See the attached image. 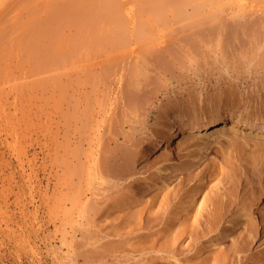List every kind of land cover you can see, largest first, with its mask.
<instances>
[{
  "label": "rangeland",
  "instance_id": "374dc122",
  "mask_svg": "<svg viewBox=\"0 0 264 264\" xmlns=\"http://www.w3.org/2000/svg\"><path fill=\"white\" fill-rule=\"evenodd\" d=\"M43 1L44 9L42 11L43 17H41V19L43 18L41 21V28L33 30V23L30 25L31 22L28 26L30 31L28 33L29 46L27 51L30 53L48 52L49 55L50 53L57 52L59 63L51 65L46 69L37 68L34 59L23 56L20 57L19 54L17 57L13 55L15 58L12 59L10 67L6 71L0 72V264H116L117 260H122V254L128 251L129 249H126L129 247H123V244H102L104 246H100V244L87 243V241L94 242L93 239L100 236V233L97 231L98 229L106 231L105 228L108 229L109 225L107 220L99 219L98 215L93 217L90 211H88L89 209L86 210L88 206H92L90 201L93 202L92 199L94 197L91 195V192H96L95 197H100L101 201L99 198H96L99 200V203L103 201L105 195L104 185H99V180L94 178L91 179L90 177L89 182L91 183L86 184L85 173V167L87 166L86 158L90 155L92 150L91 139L94 134H99L101 139L104 136V125L106 122L102 124L101 119L104 120L109 117L108 115L113 118L114 116L112 113L116 116V119L117 116L118 120L120 118L122 119L123 115H125L121 113L123 109H126L127 113H129V115L131 113L130 116H132L133 109L130 108L132 111L130 109V111H128L127 108L134 105V112L138 110V113H136L137 115L139 114L138 118L140 119L138 120L143 121V128L148 129L153 123L151 117L152 114H155L154 110L157 109L160 100H164L162 101V107L165 106L169 99V103L171 102L170 104H172V106H178L180 102L182 105L180 104L179 106H183L188 100L189 103L191 102L190 105L192 106H190L189 103L187 104V102L185 105L188 107L190 106L191 112L193 111L192 109H194L195 112L200 110L204 103L207 105V97L209 96H207V94H210L212 91L216 93L217 86L215 81L217 76H210L209 80L206 75H198L199 73L194 70H208V68L211 70V68L216 69L217 67L216 70L225 69L226 67L228 70H232L233 68L234 70H238L255 67V61L257 63L259 62V52H263L262 54H264V42H262L264 41V15H262L264 13V7H259L262 5L264 6V0H262L261 3H258L261 0H255L254 2L251 0L253 5H255V3L259 5L255 7L248 4L249 6L255 7V10L246 9L245 11L248 13L244 11L243 15H245L246 21L244 17L242 20L239 19V21H237L236 11L232 12V10H230L231 8L227 6L225 10V7H223V11H217L220 14H216L214 17L216 20H211V22H213L212 26L211 22L206 20V24L210 23V25H207L208 27L206 25L196 27L197 24L193 22L199 21L200 18L203 22L204 20L200 17L203 15L195 13L192 10V14H188V12H190L189 8L192 7L191 5L186 6L188 10L185 13L188 15L185 13L183 14H185L184 16L187 15L188 18H185L183 15L177 14L174 9H170L173 6L176 7L175 5L178 3L177 0H170L172 4L170 3L171 5L169 8H163L165 11H162L166 12V14L163 13V16L160 15L159 17L161 18H158L159 20H154V23L150 22L155 25L154 28H156V30L150 27L152 25H149L150 29L148 28L149 31H146L148 32L146 36L149 33L152 37H156L157 35H165L164 37L169 36V42L166 44L167 54L166 57L165 55H159V60L156 57L155 61H152L150 68H156H154L155 70L150 76L147 74V76L144 77L145 82L143 78L140 77L139 82L145 83L141 88L138 84L132 82V78L129 81L130 78L128 77L130 76L128 75H131L133 64V61H131L133 59L131 58L133 56L130 57L127 50L133 47L128 45L123 46V39H126L128 34L135 33L136 30H138L136 33H139V29H141L140 26L147 21V17L155 10L154 7H150V4L154 6L153 3H150L149 0H120L121 3L111 0ZM246 1L250 3V0H244L243 2ZM30 4L31 3H29L28 6H30ZM73 4L75 5L74 7H72ZM83 7H86L85 10ZM168 9L172 14L175 13L178 16L172 17ZM259 9H261V11ZM77 10L79 12H77ZM181 10L183 9L181 8ZM72 11L73 14L71 13ZM74 11L77 12H75V15ZM231 12L234 13L235 17H233L234 15ZM194 13L195 17L199 16L200 18L198 17L195 19L194 16H192L193 18L191 20L189 15H193ZM78 14L79 17L75 18ZM228 14L232 22L230 19L227 21ZM255 16L259 18L257 19ZM64 17H67V19ZM68 19L69 21H66ZM221 19L223 21H221ZM217 21L222 23H217ZM159 22L161 23L160 26L158 25ZM245 23L248 25L245 26ZM185 24L186 26H184ZM262 24L263 26H261ZM36 26L35 24L34 28ZM163 27L164 29H162ZM193 27L196 28L193 29ZM146 28L145 26L144 30ZM239 29L240 31L237 32ZM262 32L263 34L261 36L260 34ZM153 33L154 36L152 35ZM149 35L148 37H151ZM256 35L258 38L261 36L260 41L256 39ZM100 36L115 37L113 39H116L119 46L116 42V45L112 44L113 48L116 49V51L119 49L118 51L122 52L120 53L121 55H118V51L110 53V59L108 57L109 60L106 59L103 61L101 55H103V51L109 50V46H99L100 48L98 49L100 50L97 52L98 60L102 59V64L107 63V65L105 66L104 64L103 69L101 62L98 61V65L93 73V68L91 67V69H89V59L84 56V53L88 55L87 52L89 51L90 53V51H92L90 50V45L88 47L89 41ZM170 36L174 37L172 38ZM112 38L108 37L107 39ZM196 38H198L199 41ZM228 38L229 41L226 42ZM231 40L232 42H230ZM201 41L203 42L201 43ZM203 45L204 47H202ZM240 46L242 48H240ZM186 47L188 48L187 50ZM253 48L256 53L252 50ZM196 50L198 52H196ZM99 52L102 53L99 54ZM169 52L174 56L168 54ZM66 54L70 55L66 56ZM126 57L128 59V61L126 59L127 62L124 61ZM163 57L165 59H163ZM260 63L263 65L264 61L262 60ZM152 64L154 65L152 66ZM170 65L176 68H172ZM115 66H118V68ZM110 67L112 68L110 69ZM179 68H181V71H184L185 68L187 69L183 72L184 75H181L183 77L179 75ZM96 70L99 73H97ZM123 70L124 72H122ZM115 71L116 75L114 77ZM231 76H229V79H237L240 76L237 80L240 83L239 89H243V91L247 90L246 86L248 85L250 89L255 87L251 85L255 81V78L247 77V75H236L234 73ZM172 77L175 78L173 79ZM98 78L102 80H98ZM221 80H223V78L219 80V83L224 84ZM119 85L121 88H118L120 87ZM122 89H125L123 93ZM129 89L134 91L130 92ZM125 91L127 94H130V99L128 97L129 95L127 96L125 94ZM174 92H177V97L175 98L172 97ZM97 103H100L101 106ZM162 107L160 109H162ZM113 108L115 110L114 112ZM150 110H152V113L148 112ZM123 113H125V111ZM119 114L122 117L119 116ZM198 115H202V113H198ZM116 119L115 121H117ZM113 120L111 119L109 121V125ZM115 121H113V123ZM136 128L139 129L140 126L136 124ZM200 132L201 131L198 133H205V131L202 133ZM245 132H242V134ZM240 136L239 138L241 139L242 135ZM249 139L252 140V142H257L259 140L264 143V136H256L255 138L249 137ZM177 141H179V139ZM241 142L242 140L239 143L241 144ZM101 144L99 145L100 149L102 147H107L103 146L104 143ZM248 145L246 150H249L251 147L253 148L252 144ZM113 146L114 143L112 147ZM164 146L165 144L162 146V149ZM214 146L219 151H217V153H211L210 157H214L219 161L224 152L221 150L222 147H220V144H214ZM110 147L109 145V148ZM100 149H98V153L96 152L98 159H100L98 154L104 152L102 149L103 152L101 153ZM227 150H229V148ZM224 156H226V154H224ZM171 162L176 163L174 160ZM86 187L89 189L86 190ZM98 187H103V196L100 194L102 188L99 189ZM72 189H74V191ZM74 193L76 195L77 193L83 194L79 197H82L80 202L84 203L86 208H83L86 211H78L80 210L81 204H79L80 207H78V201L75 199ZM97 193H99L100 196ZM61 200L64 201V203ZM80 213L82 217H79ZM238 232L241 235L245 233V229L240 227L238 228ZM213 238V236H210L203 240L201 244H190L189 247L196 248V246H198L202 251H206L211 248L218 250L225 246H233V244H218V246L216 244H209ZM107 239L104 238L103 242ZM230 241H233L232 238H230L227 243H231ZM108 245L110 246L108 247ZM148 245L151 244L149 243ZM249 246V250H247L245 254H257L260 256L261 253H264V242H262V238L255 242V244H250ZM103 247L104 250L102 249ZM115 247L117 249H115ZM92 250H95V252L98 251L96 252L97 256L95 252L94 254L93 252L92 254L90 253ZM100 252L102 255L98 256ZM92 255H95L97 258L94 257L95 259L91 261ZM87 257L90 258L88 259ZM137 257L138 254H134V259H137ZM178 258H180V256H176L174 259H170V261L174 264H183ZM236 259V256L233 257L234 261H236ZM240 259L243 260V256ZM130 262L132 261L130 260Z\"/></svg>",
  "mask_w": 264,
  "mask_h": 264
},
{
  "label": "bare ground",
  "instance_id": "6f19581e",
  "mask_svg": "<svg viewBox=\"0 0 264 264\" xmlns=\"http://www.w3.org/2000/svg\"><path fill=\"white\" fill-rule=\"evenodd\" d=\"M111 1H117V3L120 2V0ZM149 1L154 5L152 6L150 4V7H154V11L157 12L155 13L154 11H152V14L147 17V21L144 22V24L141 23L142 26H140L141 29H139V33H136L138 32V30H136L135 33H130V35L128 34L129 36H126V39H123V46L128 45L133 47L127 50L129 52L128 55L130 54V57L133 56L131 58L133 60L130 59L131 61H133V64L131 68V75H128L130 76L128 77L130 78L129 81L132 78V82L138 84L140 88L145 84L139 82L140 77L143 78L144 81V77L147 76V74L150 76V74L154 72V68L156 67L150 68L151 63L152 61H155L156 57L158 59L159 55H165L166 57V44L167 42H169V36L164 37L165 35H157L156 37H152L151 35H149V33L148 35L151 37H148V35L146 36V34L148 33L146 31H149L150 27L154 28V20H159L161 18L159 17L160 15L163 16L164 14H166V12L162 11H165L164 9L169 8L172 2L170 0ZM243 1L244 0H177L178 6L174 4L177 9L173 5V7H171L170 9H174L177 14L184 16L185 14H187L185 12L188 10L186 9V6L191 5L192 7L190 8L192 9L189 8L190 12H188V14L194 11L195 13L203 15L200 16L202 17V20H204L203 22L201 21V18L199 16V21L197 20V22H193L194 24H197L196 27H201L204 25H210V23L206 24V20H208V22H211L212 19L216 20L214 19V17L218 13L217 11H223V7H225V10L227 9V7H229L231 8L230 10H232V12L236 11L237 21H239V19L242 20L243 17L245 20V15H243L244 11L246 9L255 10L254 8L259 4L255 3V5H253V2L255 0H253V2H251L250 0V3H248L249 1H246L247 3ZM42 2L44 1L32 0L31 2V0H0V72L6 71L10 67L12 59L15 58L14 56L16 55L17 57V55L19 54L20 57L23 56L34 59L36 61L35 63L37 68L46 69L51 65L59 63L57 52L50 53L49 55L48 52L30 53L29 51H27L29 46V23L31 22L30 25L33 23V30L41 28V21L43 20V18L41 19V17H43L42 11L44 9V4ZM261 2L262 0L258 3ZM29 3H31L30 6H28ZM248 4H251L255 7L249 6ZM74 6L75 5L73 4L72 7ZM259 7L263 8L264 6L262 5ZM85 8L83 7L84 10ZM181 8L184 11L181 10ZM261 9L259 10L261 11ZM79 11L81 10L79 9ZM79 11L77 10V12ZM75 12L76 11H74V15L77 13ZM71 13L73 14V11ZM195 13L193 15H189L191 17V20L193 18L192 16H194L195 19L198 18L195 17ZM79 14L78 16H75V18L79 17ZM169 14H171L172 17L178 16L175 13L172 14L170 10ZM219 14L220 13H218V15ZM232 14L234 15V13ZM187 15L184 17L188 18ZM262 15H264V13ZM229 16L230 15L228 14L227 21L231 18ZM233 17H235V15ZM255 18L257 17L255 16ZM65 19H67V17ZM222 19L221 21H223ZM66 21H69V19ZM218 22L222 23L220 21H217V23ZM212 23L213 22H211V26ZM35 24L37 26L34 28ZM149 25L152 26L149 27ZM158 25L160 26L161 23L159 22ZM246 25L248 24L245 23V26ZM145 26L147 28L144 30ZM184 26H186V24ZM261 26H263V24ZM164 27L162 29H164ZM196 27H193V29H195ZM154 29L156 30V28ZM239 31L240 29L237 32ZM263 32L260 34L261 36ZM154 33L152 34L153 36ZM106 37L112 38V36H100L95 38L94 40L89 41L88 47L90 45V50L92 51H90V53L88 51V55L84 53V56L88 57L87 59H89V69H91L92 67L93 73L94 69L98 65V61L101 62V66L103 67L105 63H102L106 59H110V53L117 52L119 50L118 49L116 51V49L113 48V45L117 42L116 39H113L115 37H113L112 39H107ZM170 37L173 38L174 36ZM260 37L258 38L256 35V39H259V41ZM226 40V42H228L229 38ZM232 40L230 42H232ZM203 41H201V43ZM116 44L118 45V42ZM99 46H109V50H105L103 51V53L101 52L103 54L101 55L103 61H101L102 59L98 60L97 52L100 50L98 49L100 48ZM187 47L186 50L189 48ZM202 47H204V45ZM240 48L242 47L240 46ZM252 50L255 52L254 48ZM121 52L122 51H118V55H121ZM196 52L198 51L196 50ZM101 53L99 52V54ZM262 53L263 52H259V62L257 63L255 61V67H250L248 69L242 68L234 70L233 68L232 70H228L226 67L225 69L222 68L216 70L218 68L217 67L216 69L211 68V70L209 68L208 70H200L199 68V70H194L199 73L198 75H206L209 80L210 76H217L215 81L217 86L215 91L216 93H213V91L210 94L205 93L207 94V96L209 95L207 97L204 94L208 99V104L205 105L204 103L202 105V108L198 106L201 109L196 112L194 109H192V112L190 111L189 107L192 105H190L191 102L189 103L188 100L186 102L187 104L189 103L190 106H186L185 102L184 107V105L179 106L181 104L180 101V104H178V106H172V104H170L171 102L169 103V99L167 103L165 102L166 104L164 103L165 106L163 107L162 101L164 100L159 101L160 103L157 106V109L154 110L155 114H152L151 117L153 123L149 126L148 129L143 128V121L138 120L140 119L138 118L139 114H136L138 113V110L134 112V105L132 107H129L125 104L127 107H129H125L128 109V111L133 109V111L131 110L133 112L132 116H130L131 113L130 115L129 113H127L126 109H123V112L125 111V113H123L122 111L121 113L122 115H125H123L122 117L120 115L121 113L119 114V116L122 117V119L120 118L121 120H118V116L116 119V116L113 113V118L108 115L109 117L105 118L104 120L101 119L102 124L106 122L104 125V136L101 139L99 134H94L93 138L91 139L92 150L90 152V155H88V151V157L86 156L87 166L85 167V173L87 183L85 181L84 182L86 184L91 183L89 182L90 177L91 179L94 178L96 180H99V183H97L99 185H104L105 195L103 201L99 203L98 201L100 200V197H95L96 192H91V195H93L94 197L92 199L93 202L90 201V203H92V206H88L86 210L89 209L88 211H90L93 217H96L98 215L99 219L107 220V223H109V225L108 229L104 227L106 231L98 229L97 231L100 233V236L93 239L94 242H88L86 240L88 244H100V246L102 244H123V247H129L127 249L125 247L126 250H129L122 254V260H117L116 264H174L170 261V259H174V257L176 256H180L178 260L182 261L183 264H264V253H261L260 256L257 254H245V252L249 250L248 248L250 247V244H255V242H257L261 238L262 242H264V143L260 142L259 140V142H252V140L249 139V137L255 138L256 136H264V64L262 65L260 63L262 60L264 61V54ZM168 54H170V52ZM69 55L70 54H66V56ZM127 57L124 61H126ZM163 59L165 58L163 57ZM154 64H152V66ZM106 65L107 63L105 64V66ZM111 68L112 67H110V69ZM116 68H118V66ZM185 70L187 69L185 68ZM178 71L180 76L184 75V71H181V68H179ZM96 72L99 73L97 70ZM122 72H124V70ZM233 73L236 75H247V77L255 78V81L251 85L255 86L256 88L253 87V89H250L248 85L246 86V91H243V89H239L240 83L237 79L240 76L237 79L233 77L237 81H235L234 79H229V76L233 75ZM96 75L98 76V74ZM115 75L116 71L114 77ZM221 78H223L224 81L221 80V82L224 84L219 83V80ZM99 79L101 78H98V80ZM96 85L93 86L95 87ZM118 88H121V86ZM124 90L122 91V93L124 92ZM133 91L134 90H130V92ZM125 94L127 96L129 95L128 97L130 99V94H127V92ZM176 94L177 92H174V95L172 97H177ZM160 106L162 107V109H160ZM114 111L115 110L113 108V112ZM148 112L152 113V110ZM198 113H202V115H198ZM114 118L117 121H115ZM111 119H114L113 121L115 122L113 123V121H111L109 125V121ZM136 124L140 126L139 129L136 128ZM199 131H201L200 133L205 131V133L199 134ZM242 132L245 133L242 134ZM240 135H242L241 139L239 138L241 137ZM178 139L179 141H177ZM241 140L242 142L240 144L239 142ZM101 143H104L103 146L107 147L103 148L101 146L102 148L100 149L99 145ZM113 143L114 146L112 147ZM164 144L165 146L162 149V146ZM214 144H220V147H222L221 150L224 152V154H226V156H224V154L222 153L223 155H221V159L219 161H217L214 157H210L211 153H217V151H219L214 146ZM248 144L253 145V148H250L251 150H246V147L249 146ZM109 145L111 146L110 148ZM228 148L229 150H227ZM98 149L101 150V153L104 150L102 154H98L100 156V159H98V156L96 154ZM173 160L176 163H172L171 161ZM98 188H102V191H100L101 193H99L101 195L104 194L102 193L103 187ZM88 189L89 188L86 187V190ZM72 190L74 191V189ZM81 194L82 193H77L76 195L74 193L75 199H77L78 201L77 204H81V207L80 205L78 206L80 207V210H78L77 208L78 211H83V207H85L84 203L80 202L82 197L79 196ZM96 198H99V200ZM62 202L64 203V201ZM80 216L81 213L79 214V217ZM240 227H243L245 229V233L241 235L238 232V228ZM210 236H213L214 238L209 244H216L217 246L218 244H233V246L230 245L227 247L224 245L225 247L219 248L218 250L211 248L207 249L206 251H202V249H200L198 246H196V248L189 247L190 244H201L203 240ZM104 238L108 239L103 242ZM230 238H232L233 241H230L231 243H227ZM149 243L151 245H148ZM109 246L110 245H108V247ZM102 249L104 250V247ZM115 249L117 248L115 247ZM92 252L94 254L95 250L90 251L91 254ZM134 254H138L137 259H134ZM95 255H92L91 261L97 258V255ZM100 255H102L101 252L100 254H98V256ZM235 256L237 258L236 261L233 260V257ZM240 256H243V260L240 259ZM87 258L89 259L90 257ZM130 260L132 262H130Z\"/></svg>",
  "mask_w": 264,
  "mask_h": 264
}]
</instances>
